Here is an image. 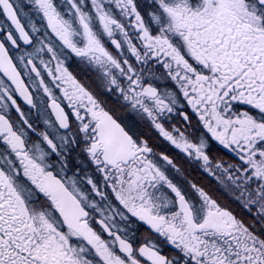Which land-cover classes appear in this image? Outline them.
Returning a JSON list of instances; mask_svg holds the SVG:
<instances>
[{"label":"snow or ice","instance_id":"obj_1","mask_svg":"<svg viewBox=\"0 0 264 264\" xmlns=\"http://www.w3.org/2000/svg\"><path fill=\"white\" fill-rule=\"evenodd\" d=\"M0 264H264V0H0Z\"/></svg>","mask_w":264,"mask_h":264},{"label":"flooded vegetation","instance_id":"obj_2","mask_svg":"<svg viewBox=\"0 0 264 264\" xmlns=\"http://www.w3.org/2000/svg\"><path fill=\"white\" fill-rule=\"evenodd\" d=\"M73 64H75V61H73ZM83 79V77H81ZM95 85H93V88L95 89ZM105 99L108 100L109 104L111 105L113 103V98L112 97H104ZM147 130V129H145ZM151 136L158 141V145L160 146V150H168L170 152V154L173 155H178V153H175L173 150H171L168 145L163 141V140H159V138L156 136V133L153 131L150 133ZM212 153L217 155L220 158L226 159V160H233L234 158V154H230L227 150H224L222 148V146L213 143L212 145ZM180 162L184 163L186 167L190 168V179H195L196 181H198L199 183L203 184V185H214L216 184V181L210 177L209 175H207L206 173H204L201 169H199L198 165L193 162L191 165H188L183 158H180ZM230 209L234 210L236 212L237 215L240 216L239 211H241L245 216H247V214L239 208V206L236 203H230L227 205ZM142 231H146L143 230ZM158 239V238H157ZM166 252H170L171 249H165Z\"/></svg>","mask_w":264,"mask_h":264},{"label":"rangeland","instance_id":"obj_3","mask_svg":"<svg viewBox=\"0 0 264 264\" xmlns=\"http://www.w3.org/2000/svg\"><path fill=\"white\" fill-rule=\"evenodd\" d=\"M208 187L211 188V189L213 190V193H214L215 195L220 196V198H221V202H222L223 204L228 205V204H230V203H233V204L235 203V202H233L232 200H230L227 196H225V195H223L221 192H219V190H218V188H217V184H214V185H208ZM239 213H240V216H243L246 220H247V219H250V217L245 216L241 211H239Z\"/></svg>","mask_w":264,"mask_h":264}]
</instances>
